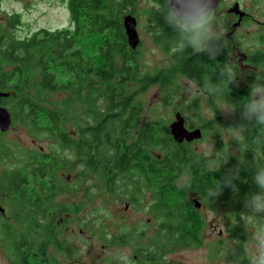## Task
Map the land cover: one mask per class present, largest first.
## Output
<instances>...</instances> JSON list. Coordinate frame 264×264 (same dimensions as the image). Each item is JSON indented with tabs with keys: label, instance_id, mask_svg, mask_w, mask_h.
<instances>
[{
	"label": "trees",
	"instance_id": "1",
	"mask_svg": "<svg viewBox=\"0 0 264 264\" xmlns=\"http://www.w3.org/2000/svg\"><path fill=\"white\" fill-rule=\"evenodd\" d=\"M150 1L156 4L145 10L152 39L175 62V72L197 81L210 75L217 82L219 68L228 59L226 48L215 60L205 53L193 54L190 48L182 57L171 55L173 32L159 8L162 0ZM66 4L71 26L41 27L19 35L16 29L23 23L21 14L4 11L0 0V89L8 92L1 103L13 122L52 143L48 151L28 152L22 158L8 155L16 159L8 167L4 188L12 204V219L0 222V244L8 264H64L58 260V251L50 249L61 243L67 254L78 259L74 256L77 247L67 243L63 228L67 215L78 211L70 204L55 202L56 196L73 189L60 179L59 173L64 171L77 172L76 184L83 176H92L102 179L110 191L119 187L136 207L146 191L152 195L149 209L158 225L148 242L141 241L135 228L108 240L136 243V259L142 264H166L165 251L200 245L204 224L196 202L215 206L217 201H225L229 205L237 218L234 248L242 255L245 226L240 212L247 211L243 210L245 197L258 191L252 179L254 154L260 156L257 166L264 164V145L253 143L259 129L248 125L244 153L231 140L229 145L236 150L231 154L227 143L219 142L222 130L228 128L226 123L231 126V122L219 113L202 122L203 135L218 141L217 156H228L218 170H211L207 159L191 148L194 139L178 142L170 124L166 126L162 119L140 120L138 94L155 82L162 84L168 76L155 79L142 70L139 43L132 48L128 42L123 16L136 17V0H66ZM252 59L264 67V51H257ZM237 79L239 86L230 84L224 97H211L242 102L250 83ZM51 93L63 95L50 107L44 100ZM236 115L232 127L247 124L240 120L239 112ZM242 156L246 163L234 180L239 191L233 192L223 180ZM186 173L191 176L190 188L180 186ZM216 181L221 182V192L207 199L205 189ZM194 195L201 201L192 199Z\"/></svg>",
	"mask_w": 264,
	"mask_h": 264
},
{
	"label": "rangeland",
	"instance_id": "2",
	"mask_svg": "<svg viewBox=\"0 0 264 264\" xmlns=\"http://www.w3.org/2000/svg\"><path fill=\"white\" fill-rule=\"evenodd\" d=\"M233 1L223 0L221 6L217 8V14L226 31L237 19L235 15L226 12ZM239 1L240 7L249 15L233 32L232 45L228 48L230 55L236 54L234 46L249 53L252 48H255L258 36L264 34V25L260 24L264 22V0ZM136 2L135 15L140 37L138 55L141 69L153 75L155 79L162 75L168 76L162 84L155 82L138 94L142 100L140 120L162 119L168 126L174 119V114L179 111L185 119V126L193 128L213 118V112L218 109V113L231 122V126L226 123L227 127H232L233 123L236 124L237 115L226 116L219 110V107L224 104L223 101L203 91L196 96L193 95L191 91L193 80L182 73L175 72V62L152 39L154 33L149 26L150 20L145 10L156 7V4L150 0H136ZM1 5L6 12L21 14L23 23L16 29L19 35L41 27L55 29L71 26L66 0H1ZM226 43L229 44L230 41ZM259 46L264 48V43ZM242 75H245V71H242ZM62 95L51 93L44 101L51 107ZM234 135L233 129L224 128L219 139L221 140L219 142L227 143L231 154H236L233 146L229 145ZM217 142L208 134L192 141L191 148L204 157V154L209 152L217 156ZM51 145V141L44 135L35 137L20 123L12 122L8 130L0 134V162L3 164V167H0V174L6 177L11 162L16 161L14 157L9 158L8 155L15 154L18 158H22L23 154L28 152L48 151ZM2 155L6 158L1 160ZM210 159L213 160L214 157L209 158V162ZM59 177L73 188L64 195L56 196L55 202L70 204L71 208L78 211L75 215L68 214L63 222L67 243L71 241L77 247V253L73 255L78 259L75 261L70 254H67L66 247L61 243L57 247H50L52 252L55 249L58 251V260L64 264H142L139 258L136 259V243L118 244L108 240L113 235L123 233L127 228H135L141 234V241L148 242L158 225L155 215L149 209L150 193L146 191L136 207L123 195L119 187H116L114 192L110 191L102 179L83 176L81 182L76 184L77 172L73 171L59 173ZM240 214L242 217L245 215L242 212ZM201 215L205 219V224L200 234L202 238L200 245L174 246L169 251H165L166 264H224L225 250L238 243V239L233 236V225L237 218L225 201H217L215 206L203 205ZM243 224L245 233L244 239L241 240L242 253L243 249L251 253L254 250V233L258 229V224L255 220L251 223L244 220ZM101 238L105 241H101ZM230 252L225 257L226 264H231L236 259ZM8 263L9 260L0 244V264ZM242 264H247V260H242Z\"/></svg>",
	"mask_w": 264,
	"mask_h": 264
},
{
	"label": "clouds",
	"instance_id": "3",
	"mask_svg": "<svg viewBox=\"0 0 264 264\" xmlns=\"http://www.w3.org/2000/svg\"><path fill=\"white\" fill-rule=\"evenodd\" d=\"M166 24L172 29L173 37L170 42L169 51L171 55L184 56L187 49H191L193 54L205 53L210 59L215 60L222 48L226 47V29L221 18L217 14L216 0H162L159 4ZM158 35L161 32L157 33ZM219 79L213 82L210 75H203L201 81L194 79L191 91L194 96L203 91L210 96L224 97V89L229 85L239 86L238 76L241 75L240 65L234 59L225 60L218 71ZM249 92L246 99L240 103H233L225 98L224 104L219 107L226 116H235L239 112L241 123L235 127H228L235 131L233 139L238 143L240 151L244 153L248 150L246 131L252 128L259 129L258 134L253 138L256 145H264V70L256 72L255 79L249 84ZM215 111L213 112V118ZM205 158H213L214 163L211 170L216 171L222 163H226L228 156H214L213 152L205 153ZM260 156L253 157L255 171L252 179L258 191L249 193L244 199V207L247 210L243 219L251 223L255 220L258 229L254 233V250L248 253L243 249V254L236 253L235 248H227L223 254L224 264L226 255L231 251L236 257L231 264H240L246 259L247 264H264V164L257 166ZM246 162L244 157L239 158V164L231 170L223 180L224 186L231 187L233 192H238L234 180L238 177L240 166ZM183 188L191 187V176L185 174ZM221 192V182L216 181L205 189L207 199L216 197Z\"/></svg>",
	"mask_w": 264,
	"mask_h": 264
},
{
	"label": "flooded vegetation",
	"instance_id": "4",
	"mask_svg": "<svg viewBox=\"0 0 264 264\" xmlns=\"http://www.w3.org/2000/svg\"><path fill=\"white\" fill-rule=\"evenodd\" d=\"M222 2H223V0L220 1V3L218 4L217 8L221 6ZM236 2L239 4L240 10L243 11V15L241 17L239 16V14H236L234 12H229V8H231L233 6V4L236 3ZM233 4L230 7L227 8L226 12L230 13L232 15H235L237 17V19H236V21H234L231 24V27L229 28V30L226 33V36H227V40L226 41H230V43L227 44L226 41H225V44H226L225 48H226V52H227V55H228V59L229 58L234 59L240 65L241 75L239 77L242 79V81L247 82V85H248L249 83H251L255 79V75H256L257 71L264 70L263 66L256 64V62L252 59V55L254 53H256L257 51H264V48L259 46L260 44L264 43V40H263L264 39V34H260L258 36V40H257V44H256L255 48H252L249 53H246V52L242 51V49L240 47L234 46L236 48V54L235 55H230L229 51H228V48H229L230 45H232L231 39L234 38L233 32L236 30V28H238L240 25H242L243 19L246 16L249 15V13H247L245 10H243L240 7L241 2L239 0H234ZM260 24L264 25V22H261ZM242 71H245V75H242ZM215 111H216L215 114H218V109H215ZM213 119L214 118H211V120H213ZM208 120H210V119H208ZM184 121H185V119H184ZM12 122H13V120H12V117H11V123ZM185 127L187 129H190V130H192V129H199L200 130V136L197 139H194L193 141L204 137L203 130H202L203 129L202 128V123L194 126L193 128L189 127V126H185ZM6 131H2L0 129V134L4 133ZM195 152H197V151H195ZM197 153L201 154L199 152H197ZM5 158H6V156H3V155L1 156V160L5 159ZM207 161H208V163L210 165V168H211L212 163H214V159L213 160L210 159V162L207 159ZM0 167H3V164L1 162H0ZM6 186H7V181H5V177H3L0 174V201H1V203H0V222L11 221V219H12V204L9 202L8 194L4 190V188ZM150 197L152 198L151 194H150ZM192 199H195V200L198 199V201H201V199L198 196H195V195L192 197ZM198 203H199V206H196V209H197L198 213L201 216L203 224H205V219L201 215V208L203 207L204 204H202V202H198ZM243 210L246 211L245 208H243Z\"/></svg>",
	"mask_w": 264,
	"mask_h": 264
},
{
	"label": "water",
	"instance_id": "5",
	"mask_svg": "<svg viewBox=\"0 0 264 264\" xmlns=\"http://www.w3.org/2000/svg\"><path fill=\"white\" fill-rule=\"evenodd\" d=\"M221 0H216L217 6ZM229 12H234L239 14L241 17L243 15V11L240 10L239 4L236 2L233 4L231 8H229ZM123 26L125 32L128 37V42L132 48H135L140 41V37L137 31V18L132 14H126L123 16ZM8 92H5L0 89V129L2 131H6L11 124V116L8 109L2 105L1 99L3 97H7ZM171 131L173 137L178 142H182L184 139L186 141H192L193 139H197L200 136L199 129H187L184 125V117L177 111L174 114V121L170 124ZM196 206H199V203H196Z\"/></svg>",
	"mask_w": 264,
	"mask_h": 264
},
{
	"label": "bare ground",
	"instance_id": "6",
	"mask_svg": "<svg viewBox=\"0 0 264 264\" xmlns=\"http://www.w3.org/2000/svg\"><path fill=\"white\" fill-rule=\"evenodd\" d=\"M174 121V119L170 122V124Z\"/></svg>",
	"mask_w": 264,
	"mask_h": 264
}]
</instances>
